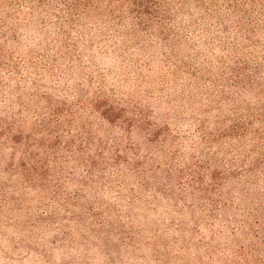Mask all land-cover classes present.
I'll list each match as a JSON object with an SVG mask.
<instances>
[{
  "label": "clouds",
  "instance_id": "1",
  "mask_svg": "<svg viewBox=\"0 0 264 264\" xmlns=\"http://www.w3.org/2000/svg\"><path fill=\"white\" fill-rule=\"evenodd\" d=\"M0 264H264V0H0Z\"/></svg>",
  "mask_w": 264,
  "mask_h": 264
}]
</instances>
